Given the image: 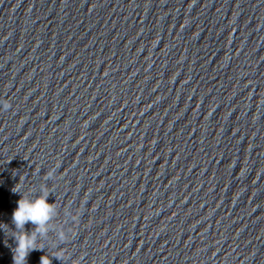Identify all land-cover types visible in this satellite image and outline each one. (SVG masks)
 <instances>
[{
  "label": "water",
  "instance_id": "1",
  "mask_svg": "<svg viewBox=\"0 0 264 264\" xmlns=\"http://www.w3.org/2000/svg\"><path fill=\"white\" fill-rule=\"evenodd\" d=\"M263 165L264 0H0V264L45 183L28 264H158Z\"/></svg>",
  "mask_w": 264,
  "mask_h": 264
},
{
  "label": "clouds",
  "instance_id": "2",
  "mask_svg": "<svg viewBox=\"0 0 264 264\" xmlns=\"http://www.w3.org/2000/svg\"><path fill=\"white\" fill-rule=\"evenodd\" d=\"M13 192L15 187L12 189ZM49 193L45 183L39 189V194L33 197L21 196L17 207L12 213V237L16 246L11 249L13 264H28V256L34 250H43L37 247L38 238L45 237L49 231V223L55 215L54 203H48ZM34 225L31 231L25 229L28 223ZM40 264H50L46 255L40 257Z\"/></svg>",
  "mask_w": 264,
  "mask_h": 264
}]
</instances>
